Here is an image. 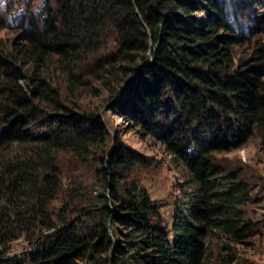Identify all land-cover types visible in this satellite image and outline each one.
Here are the masks:
<instances>
[{
    "label": "trees",
    "instance_id": "16d2710c",
    "mask_svg": "<svg viewBox=\"0 0 264 264\" xmlns=\"http://www.w3.org/2000/svg\"><path fill=\"white\" fill-rule=\"evenodd\" d=\"M233 22L227 0H0L17 34L0 46V264H206L215 236L236 256L250 189L213 156L264 138V43L237 57L250 39ZM95 81L103 113L80 104ZM106 113L195 185L170 227L126 182L152 165L110 151Z\"/></svg>",
    "mask_w": 264,
    "mask_h": 264
},
{
    "label": "rangeland",
    "instance_id": "374dc122",
    "mask_svg": "<svg viewBox=\"0 0 264 264\" xmlns=\"http://www.w3.org/2000/svg\"><path fill=\"white\" fill-rule=\"evenodd\" d=\"M261 1L263 5L227 0L235 27H239L250 39L245 45L236 47L237 57L249 55L254 48L264 43V0ZM16 37V32L0 28V46L10 45ZM89 88L80 104L83 109L93 107L103 113L109 98L108 91L99 81L91 82ZM105 120L111 132L110 151L114 141L119 140L120 145L130 151L134 158L145 157L152 165L150 170H135L131 177H126V182L135 180L149 192L152 200L160 205L165 223L170 227L176 213L184 211L196 195L195 185L175 169L164 146L151 138L143 139L132 129V125L111 113L105 114ZM213 161L217 170L226 177L237 178L248 185L250 200L246 212L253 223L254 235L245 241L247 244H231L236 251L234 257L224 249L225 240L215 236L206 264H264V138L255 133L241 148L216 153ZM28 247L27 243L19 241L13 244L12 254L20 255Z\"/></svg>",
    "mask_w": 264,
    "mask_h": 264
}]
</instances>
